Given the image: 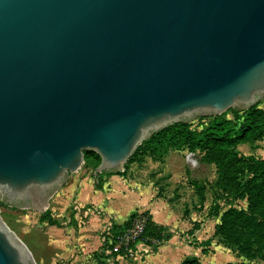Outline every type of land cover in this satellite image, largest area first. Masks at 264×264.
<instances>
[{
  "label": "water",
  "instance_id": "obj_1",
  "mask_svg": "<svg viewBox=\"0 0 264 264\" xmlns=\"http://www.w3.org/2000/svg\"><path fill=\"white\" fill-rule=\"evenodd\" d=\"M264 99V0H0V196L46 209L148 136ZM0 264H37L0 218Z\"/></svg>",
  "mask_w": 264,
  "mask_h": 264
},
{
  "label": "rangeland",
  "instance_id": "obj_2",
  "mask_svg": "<svg viewBox=\"0 0 264 264\" xmlns=\"http://www.w3.org/2000/svg\"><path fill=\"white\" fill-rule=\"evenodd\" d=\"M258 106L264 108L263 99ZM226 115L233 116L231 111ZM210 118L193 115L191 126L201 127ZM263 139L240 143L237 155L217 157L178 138H156L140 145L121 174H101L99 185L92 176L93 163L84 160L76 176H67L48 200L46 208L58 224L42 220L38 208L5 202L2 196L0 218L26 243L37 264H179L192 255L199 256L200 264L238 260L264 264V240L216 231L229 207L264 219V199L255 198L251 205L248 195H242L251 176L261 169L250 155L264 158ZM85 182L92 183L97 199L82 196L88 191ZM155 200L167 205L173 216L154 214L158 220L172 219L165 224L172 233L168 239L157 246L138 242L130 255L108 246L111 222L123 220L124 213L132 210H150ZM241 241L248 242L247 251L241 249Z\"/></svg>",
  "mask_w": 264,
  "mask_h": 264
},
{
  "label": "trees",
  "instance_id": "obj_3",
  "mask_svg": "<svg viewBox=\"0 0 264 264\" xmlns=\"http://www.w3.org/2000/svg\"><path fill=\"white\" fill-rule=\"evenodd\" d=\"M264 100V99H263ZM232 117H228L226 114L222 116H211V118L201 127H192L191 124H186V120H182L175 126L160 130L157 134L148 136L140 145L144 142H149L153 139H166L167 141H173L176 138L183 142H188L193 146H199L211 151L215 156L221 155H237V145L255 138L264 137V108L253 105L251 108L233 110ZM132 153V154H133ZM248 156V155H247ZM240 158V157H239ZM250 158H255V163L258 168L261 167L257 174H253L247 183L248 188L242 195H248L250 198V204H253V199L257 198L260 201L264 199V158L250 155ZM84 160L93 163V169L100 161V155L84 153ZM99 172L93 174L95 184H100L101 174ZM121 174V170H116L113 173L106 174ZM137 216H145L144 224L141 232L135 238L134 241H130L129 244L135 247L137 240L142 241L144 244L157 246L166 239H168L172 233L167 225L158 223L152 218V214L149 210H143L139 212L137 209L132 210L121 221H113L110 224L112 231L111 240L108 242V246H112V243L116 239L117 235L123 232ZM42 220L46 219L50 224H58V220L53 218L48 208H46L41 214ZM227 234L231 232L236 234L237 237L251 235L260 240H264V219H259L251 212H247L244 209H238L229 207L222 212L221 221L216 226V231ZM110 237L109 235H107ZM242 250L247 251L249 244L246 241L239 242ZM203 251L206 250L203 248ZM120 253H125L121 248ZM128 255V254H124ZM200 258L197 255L185 256L179 264H200ZM223 264V263H219ZM225 264H254L245 260L228 261Z\"/></svg>",
  "mask_w": 264,
  "mask_h": 264
},
{
  "label": "built area",
  "instance_id": "obj_4",
  "mask_svg": "<svg viewBox=\"0 0 264 264\" xmlns=\"http://www.w3.org/2000/svg\"><path fill=\"white\" fill-rule=\"evenodd\" d=\"M144 217L137 216L123 232L117 235L116 239L112 243L113 250L120 252L121 248L124 249L126 254H131L132 250L136 249L138 242H142L137 240L135 243V247H132L129 242L134 241L138 234L141 232L143 224H144ZM143 243V242H142Z\"/></svg>",
  "mask_w": 264,
  "mask_h": 264
},
{
  "label": "crops",
  "instance_id": "obj_5",
  "mask_svg": "<svg viewBox=\"0 0 264 264\" xmlns=\"http://www.w3.org/2000/svg\"><path fill=\"white\" fill-rule=\"evenodd\" d=\"M264 140V139H263ZM239 145V144H238ZM257 149H262L261 147H258ZM259 151V150H258ZM257 151V152H258ZM112 175H114V174H112ZM84 184V183H83ZM86 187H88V191H87V193L85 192V193H83L82 192V196L84 197V198H88V199H92V200H95V199H97L98 198V194H96V193H94L93 191V189H91L92 187H93V185H92V183L90 182V183H88V182H85V188ZM83 188V187H82ZM82 191V190H81ZM134 194H137V193H134ZM135 196V195H134ZM138 196H139V193H138ZM146 197V196H145ZM125 200H126V198H125ZM136 201H139L140 202V199H136ZM142 203H145L146 202V200H145V198H142ZM157 202H159V201H157V200H155L154 202H152V203H150V205H149V207H150V213L152 214V218L156 221V222H158V223H162V224H167V223H169L170 222V220H172V219H170V220H167V219H165V217H162L161 218V220H158V219H156V217H155V215L154 214H157V216H163L165 213H168V214H170V212H168V210H167V205H164L162 202H160V203H157ZM125 204H123L122 203V205L121 206H124ZM152 207H153V210H152ZM121 207L120 206H118V209H120ZM159 209H161L160 211H159ZM119 211H121V210H119ZM129 213V212H128ZM128 213H124V217H126L127 215H128ZM171 215V214H170ZM173 216L171 215V218H172ZM165 260V259H164ZM166 261V260H165Z\"/></svg>",
  "mask_w": 264,
  "mask_h": 264
}]
</instances>
